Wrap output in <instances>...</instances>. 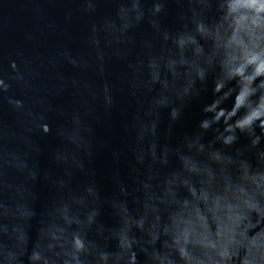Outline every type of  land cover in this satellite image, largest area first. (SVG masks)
<instances>
[{
	"label": "water",
	"instance_id": "water-1",
	"mask_svg": "<svg viewBox=\"0 0 264 264\" xmlns=\"http://www.w3.org/2000/svg\"><path fill=\"white\" fill-rule=\"evenodd\" d=\"M134 6L135 0H129V8L122 13L124 23L129 22ZM150 6V2L145 3V8ZM117 7L113 0H0V77L10 85L6 91L0 88V217L10 229L18 223L26 224L28 242L21 257L23 264H29L28 253L39 239L42 224L50 222L49 210L64 195L55 183L65 177L66 171V165L54 159V155L66 154L67 141L57 135L58 129L76 128L95 150L94 159L87 165L92 175L76 172L70 186L76 191L87 182L96 184L102 203L99 219L106 228L117 224L109 201L127 198L135 213L136 198L143 195L138 181L158 171L147 161L143 166L136 164L134 152L146 148V144L140 145L135 138L133 116L149 118L144 110L159 94L160 85L148 92L142 69L137 65L134 70L129 64L145 58L146 41H153L154 51L161 56L174 49L157 39L147 18L125 34ZM189 7L186 2L167 0L166 10L159 16L162 27L178 31L181 13L189 14ZM215 14L214 10L209 12L210 17ZM230 15L226 13L216 30L208 34L211 43H205V47L210 46L213 54L223 49L225 63L239 58L237 50L246 61L252 60L255 53H250L240 38V30L246 27L243 17L236 19L235 28L227 35L233 27L225 24ZM196 51L201 49L197 47ZM216 71L209 72L205 84L197 82L199 95L183 104L179 119L170 120L172 105L159 109L160 145L175 147L184 137L199 133L198 125L206 115L202 109L214 99ZM232 83L234 86L235 81ZM108 96L112 98L110 106ZM14 100H21L23 107L15 108L11 103ZM232 105L233 98H229L223 106L230 109ZM73 116L79 117V124L74 125ZM43 123L51 126L50 133L41 132ZM215 134L212 130L205 132L203 142L207 144ZM248 143V138L241 135L229 151L234 153ZM245 155L255 163L253 152ZM71 159L75 162L77 158ZM185 165L202 176L199 189L188 185L191 200L185 199L172 214L173 237L185 264H225L218 256L226 257L227 264H264V202L259 203L255 195L264 193V174L250 175L245 170L234 181L225 169L218 175L208 168L198 169L190 160ZM178 167L173 157L167 168L160 169V175ZM121 183L128 188L125 197L120 194ZM166 195L175 200L170 189ZM26 205L35 213L27 222L20 219L29 214ZM89 236L99 239L94 232ZM4 242L15 247L14 239L4 237ZM100 242L109 250L116 247L115 240ZM137 253L143 264V252L137 249ZM162 264L172 261L165 257Z\"/></svg>",
	"mask_w": 264,
	"mask_h": 264
},
{
	"label": "clouds",
	"instance_id": "clouds-1",
	"mask_svg": "<svg viewBox=\"0 0 264 264\" xmlns=\"http://www.w3.org/2000/svg\"><path fill=\"white\" fill-rule=\"evenodd\" d=\"M113 2L118 5L116 15L125 34H130L147 18L157 39L171 44L174 49L169 55L161 56L154 51L155 43L146 41L143 45L147 50L145 58L129 64L134 70L137 65L142 69L148 92L155 85H160L159 94L151 98L144 110V115L149 118L145 119L140 114L133 116L135 138L140 145L146 144V148L141 147L134 152L136 164L143 166L147 161L158 171L138 181V190L143 195L136 198L138 207L135 213L129 207L127 198L117 197L109 201L117 224L106 228L99 219L102 203L96 184L87 182L76 191L70 186L76 172L92 175V169L87 165L94 159L95 150L76 128L71 131L58 129L57 135H62L67 141L66 154L54 155L57 163L66 165L65 177L55 182L64 195L49 210L52 213L50 222L42 224L39 239L28 253L29 264H141L137 249L144 254L143 264H162L165 257L172 264H185L180 245L173 237L172 214L185 199L191 200L188 185L199 189L202 179L201 173L186 167L185 161H193L198 169L208 168L218 175L221 169H225L234 181L245 170L250 175L264 174V0H177V3L186 2L190 7L189 14L181 13L182 26L176 32L163 28L159 20L166 10L167 0H135L128 23L123 22L122 13L129 8V0ZM148 2L151 6L145 8ZM202 4L206 6L201 7ZM213 10L216 14L210 17L209 12ZM229 12L231 15L225 24L231 23L233 27L228 29L227 35L230 36L235 28L236 19L243 17L246 27L240 30V38L248 45V51L255 53L252 60L246 61L243 53L237 50L235 55L239 58L225 63L223 49L213 54L210 46L205 47V43H211L208 34L216 30V24ZM197 47L201 49L199 53ZM13 67H16L15 62ZM216 69L214 99L202 109L206 115L198 125L199 133L184 137L182 144L175 147L160 145L157 141L159 109L172 105L170 120L179 119L183 104L199 95L197 82L205 84L209 72ZM9 87L8 82L0 77V88L6 91ZM229 98H233L230 109L223 106ZM107 100L110 106L111 96ZM11 103L15 108L23 107L21 100ZM72 119L74 125L80 123L78 116ZM40 129L43 134L52 131L48 123L41 124ZM209 130L216 134L205 144L202 137ZM241 135L246 136L249 143L234 153L229 151ZM217 144L222 147H216ZM247 152L254 153L255 163L245 155ZM73 156L77 158L75 162L71 159ZM114 157L119 159L117 153ZM173 157L179 167L161 176L160 169L167 168ZM32 179H36L35 173ZM220 180L222 183V177ZM169 189L174 193L175 200L166 195ZM127 192L128 188L121 183V196L125 197ZM255 195L262 204L264 193L257 192ZM200 206L203 207V204ZM26 207L29 214L20 219L27 222L35 213L29 205ZM91 232L99 239L90 238ZM4 237L14 239L15 247L5 243ZM101 240H115V249L109 250L101 244ZM27 242L26 224L18 223L10 229L0 217V264H23L21 257L27 251ZM217 258L227 264L226 257Z\"/></svg>",
	"mask_w": 264,
	"mask_h": 264
}]
</instances>
